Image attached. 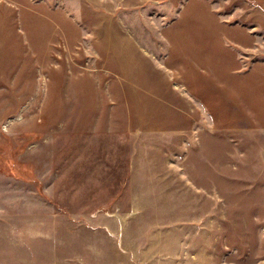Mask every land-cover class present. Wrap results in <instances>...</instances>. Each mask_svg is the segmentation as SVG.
<instances>
[{
  "label": "rangeland",
  "instance_id": "374dc122",
  "mask_svg": "<svg viewBox=\"0 0 264 264\" xmlns=\"http://www.w3.org/2000/svg\"><path fill=\"white\" fill-rule=\"evenodd\" d=\"M0 264H264V0H0Z\"/></svg>",
  "mask_w": 264,
  "mask_h": 264
}]
</instances>
